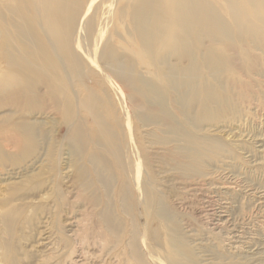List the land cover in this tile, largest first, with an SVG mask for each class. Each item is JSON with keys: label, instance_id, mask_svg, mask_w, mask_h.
Masks as SVG:
<instances>
[{"label": "bare ground", "instance_id": "1", "mask_svg": "<svg viewBox=\"0 0 264 264\" xmlns=\"http://www.w3.org/2000/svg\"><path fill=\"white\" fill-rule=\"evenodd\" d=\"M260 73L264 0H0L1 234L39 192L66 250L195 264L164 173L202 174L225 153L202 130Z\"/></svg>", "mask_w": 264, "mask_h": 264}, {"label": "rangeland", "instance_id": "2", "mask_svg": "<svg viewBox=\"0 0 264 264\" xmlns=\"http://www.w3.org/2000/svg\"><path fill=\"white\" fill-rule=\"evenodd\" d=\"M250 81L248 92L235 93L231 114L202 130L220 140L225 153L205 164L202 174L176 180L164 173L171 179L163 182L165 202L173 207L170 216L192 249L195 264H264V100L252 96L264 93V73ZM4 177L0 175L1 183H11ZM38 193L20 194L16 204L24 207L22 225L10 235L0 232V241L14 251L12 264H124L100 253L96 241L90 254L77 241L69 250L57 245L49 206L43 203L42 212L36 209ZM180 202L184 207L176 206ZM1 254L0 247L4 264Z\"/></svg>", "mask_w": 264, "mask_h": 264}]
</instances>
